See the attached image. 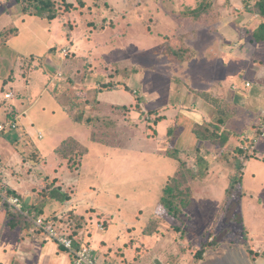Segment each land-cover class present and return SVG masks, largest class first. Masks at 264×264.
I'll return each mask as SVG.
<instances>
[{
  "label": "rangeland",
  "instance_id": "374dc122",
  "mask_svg": "<svg viewBox=\"0 0 264 264\" xmlns=\"http://www.w3.org/2000/svg\"><path fill=\"white\" fill-rule=\"evenodd\" d=\"M55 1L62 14L54 20H48L24 12L25 6L16 0H0V30L12 23L15 26L10 27L17 26L20 29V35L9 43L6 42V37L0 35V109L7 108L11 114L14 110L18 112V129L7 131L0 137L13 143V151L20 145L15 144L14 140L26 135L35 148L43 153L52 151L71 135L77 136L89 148L82 176L77 179L78 185L75 187L78 190L76 197L84 201L87 207L81 208L77 216L74 213L69 215L77 234L80 235L83 230V236L92 233L99 235L101 239L109 238L114 252H118L119 259L125 264H130V261L133 264L179 262L177 258L183 253L194 255L191 244L193 240L200 241L196 253L202 252L220 237H228L234 243L261 242L262 239L258 240L256 235L250 236L246 219L250 227L263 229L264 112L257 111V115L250 107V92L261 88L255 84L258 80L253 72L259 63L253 61L247 68L249 49L244 43H239L240 50L236 54L230 50L234 44L230 41L227 43L229 51L224 55L212 56L214 58L208 63L209 68L218 63V71L215 70L214 75L222 78L227 74L229 64L233 66L231 69H236V64H231L235 62L240 65V70L233 81L234 85H243L247 80L254 85L243 96L244 99L248 98L249 106L245 117H240L241 108L237 103L239 100L233 101L230 98L229 89L233 84L230 78L223 81L226 84L223 101L227 100V103L219 104L216 100L208 104L213 118L217 116L218 107L230 104L226 110L233 114L236 111L237 117L229 118L225 125L226 130L235 133L227 147L220 148L199 142L191 134L180 137L173 133L171 147L185 151L180 154L188 186L184 190L191 199L190 206L193 201L196 204L192 209L193 214L184 212L175 219L159 210L157 204L162 195V181L167 174L174 172L176 162L149 153L154 143L149 138L155 132L151 125L154 123L151 114L156 109L145 104L146 97L142 96V92L149 97L158 96L155 92L151 93L155 83L165 81V68L162 72L159 66L163 62L156 66L152 57H163L167 45L179 47L182 35L190 34L196 27L192 20L183 16L184 11L199 7L203 0ZM240 1L245 4L242 10L233 9L232 0H208L212 7L202 24V31L211 28V35L214 33L216 36L210 38L209 32L202 33L204 42L200 44V48L214 44V39L220 41L225 33L219 30L220 26L218 29L211 26L210 21L214 18L222 15L224 22L233 16L234 22L243 20L244 12L251 10L248 7H253V4L246 0ZM254 20V24L250 25L247 21L248 25L245 27H234L232 24V28H236L235 33L245 35L247 40L259 27L262 18ZM224 27L225 25L222 29ZM232 28L227 25V29ZM150 35L155 38L151 43ZM199 42L194 44L198 47ZM51 46L55 48L50 53L48 50ZM84 46H87V50ZM64 47H70L67 56L61 54ZM18 55L26 57L27 61L31 56L37 58L30 66L24 65L23 60L17 58ZM17 62L21 63L20 72L15 69ZM180 69L177 65L169 64L166 67V82L171 84L176 77L183 75ZM16 72L21 79L20 85L25 97L20 89L15 90L5 83L13 81ZM85 73H89L91 78L86 79ZM190 73L199 80L208 78V69L205 66L199 65ZM30 80L34 81L35 90L40 89L38 92H41L34 100L28 94ZM68 80L73 83L76 81L72 90ZM170 84H165L164 87L168 88ZM9 88L16 91L15 100L1 97V92H8ZM118 89L130 92L136 98L137 106H132L133 109L110 107L112 109L104 113L98 108L96 92ZM66 99L67 105L73 110L70 117L75 120L83 118V122L68 118L69 111L66 112L63 105ZM182 111L183 114L189 112L188 108ZM4 113H0V121L1 117H5ZM113 115L118 118L114 120ZM88 118L92 123L87 125L85 121ZM239 119H244V122ZM83 124L91 130L90 138ZM102 131H106V134L110 133L107 131L117 133L116 138L110 137L111 142L119 148L131 147L130 154L120 155L117 147L108 148L105 144L95 142L96 136ZM40 135L42 139H39ZM159 142L160 154L165 156L170 151H176L174 148L167 149L169 145L166 140ZM23 147L21 144L19 151ZM8 152L10 151H5L4 155L9 160L11 156ZM234 178L237 182L231 184ZM45 183L48 188L51 187L49 182ZM71 192L72 187L67 194ZM59 194L64 195L61 191ZM181 205L182 203H178V207ZM189 209L187 207L186 210ZM98 210L105 211V214ZM110 212L113 216L106 215ZM244 213L246 219L243 218ZM97 225L107 228L100 232ZM149 229H153V237L147 233ZM259 235H264V232Z\"/></svg>",
  "mask_w": 264,
  "mask_h": 264
},
{
  "label": "crops",
  "instance_id": "0c3cea01",
  "mask_svg": "<svg viewBox=\"0 0 264 264\" xmlns=\"http://www.w3.org/2000/svg\"><path fill=\"white\" fill-rule=\"evenodd\" d=\"M254 1L256 2V0H250L248 3L254 5ZM232 4H234L233 9L236 8L238 10H242V8L245 6V4H242L240 0H232ZM195 8L189 10H194ZM227 10L228 9H226V11ZM206 15L207 14L202 15L198 19H190L196 27L191 31L190 34L185 33L180 38V41L183 42L185 49H187L189 52V57L183 63H173L167 58V56H165V54L163 55V57H152V60L156 61V66L157 64L163 62V65L159 66L161 67L162 72L165 68V81L163 80V82L155 83V86L151 93L153 94L155 92L158 96L149 97L147 96V94H144L142 92V96L144 95V97H146L145 104L154 106L153 108L156 109L155 112L151 114V119H153L154 121V123H151V125L153 126L155 132L153 133V137L149 138V140H152L154 142L153 147L149 150V153H152L155 157L157 156L162 158H170L168 156L160 154L159 141L164 142L165 140L169 145L167 149L174 148L179 152V154H184L185 151H182L179 148L171 147V143L174 139V134L177 133V135L180 137H182V135L183 137L190 136L188 134H191V136H195L193 132V128L195 127V125H202L213 120L211 112L208 109V104L216 100L219 101V104H225V102L227 101H223V97L226 94V84L224 85L223 81H225V78H230L231 82H233L238 71L240 70V65L230 61L231 64H236V69H231V67L233 66L229 64L227 74H225L222 78H218L216 77V74L214 75L215 70L218 71V63L215 64L213 68H209L208 63L214 58L212 56L217 54L224 55V53L229 51L227 49V43H229L230 41H233L234 43L232 44V47H230L232 53H238V51L240 50L239 43H244V46L249 49V55H247V68H249L253 61L259 63L256 68L254 67V71L253 69L252 71L254 72V75L258 80L256 81V83L254 80V83L261 86V88H258L256 91L250 92V96L248 98L251 99V109L253 108L254 112L257 113V115H259V112L257 111H260L262 113L264 112V42L251 43V37L246 40L247 37H245V35L242 36V34L239 32L235 33L236 28H232V24L234 25V27L235 25L237 27H245L248 25L247 21L250 25L254 24L256 20L253 21V19L259 18L260 16L256 13H252L249 10H246V12H244L245 17L243 18V20L239 19V21L237 20L234 22V16L230 17V19H227L226 22L221 19L222 15L219 18H214L210 21L211 26L216 27L217 29L219 28L218 26H220L221 28H219V30L225 33L223 34V37L220 41L214 39V44H211L205 48H200V44L204 42V40L202 39V33L206 34L207 32H209L210 38L216 36L214 35V33L213 35H211V28H205L203 30L205 32L202 31V24L205 23V19L208 17ZM14 24L15 23H12L11 25L4 27L0 30V32L10 26H15ZM224 25L225 27L222 29ZM227 25H230L232 29H227ZM16 28L18 29L17 36H19L20 29L17 26ZM150 37L151 38L149 39V41L151 43L155 38L153 35H150ZM200 38L202 42L200 41ZM12 39H10L7 43H9ZM223 39H225L224 42ZM67 41L68 43L70 42L69 40ZM197 41H200L198 47L196 46V44H194L197 43ZM53 48H55V46H51L48 51L50 52ZM84 49L87 50V46H84ZM149 49H146V51H149ZM18 59H20V57ZM169 64L171 66L177 65L181 68L180 70L183 71V75H180L181 78L176 77L175 81L173 82L176 83V85L173 83L170 84V82H166V67H168ZM19 65H21V63L17 62V67H15L17 72H20ZM199 65L205 66L208 69V78L206 80H199L198 78L196 79L191 76L190 72ZM17 72L13 81H5V83L6 85H11V87H13L14 89H20L23 93L24 90L23 88H21V79H19V75L17 74ZM35 72L37 71L35 70ZM29 83V86H27L28 94L30 93V99L34 100L36 99V96L38 95V91L40 89L38 91L35 90L36 88L34 81L30 80ZM248 83L250 84V87H247ZM165 84H170L171 86H168L167 88L164 87ZM234 84L235 82L231 84L229 95L231 100H239L237 103L239 104L238 107L241 108L239 112L241 114L240 117H245V111L249 106H247L248 98L244 99L243 96H245L249 90L253 89L254 85L248 80L240 86ZM15 90L11 89L8 92H4L6 93V95L13 92L14 98L6 99V95L4 96V93L2 92L1 97H4V99L6 100H15ZM25 95V93L22 94V96L24 97ZM97 100L99 101V106H101V109L104 111V113L106 110L112 109L110 107H127L129 109H133L132 106L136 105V98L127 90L120 89L99 92L97 95ZM12 107L15 108V106ZM187 108L189 112L183 114L182 109ZM0 113L5 114V117H1L2 121H0V123L6 122L11 119L16 120L18 118V112L16 110H14L11 114V111L7 110V108L0 109ZM67 116L72 121H75L72 117H70L69 114ZM112 117L114 118V120L118 118L115 115H113ZM239 121L244 122V119H239ZM83 125L87 128L86 134L90 138L91 130L87 125ZM226 128L227 127H225V129ZM228 131L231 133L232 137L235 135V133H233L231 130L228 129ZM5 133L6 132H2L0 133V135H3ZM244 133L249 134L247 132ZM42 138H40L39 136V139ZM68 138L77 140L81 145L88 149V153L83 157L81 166L78 170L75 171L69 169L65 162H62L60 159H58L56 155V149L62 144L63 141ZM14 143L20 145L23 144V149L19 151V145L18 148H15L16 151L11 150L13 143H9L7 140L0 137V180L5 186L8 187L12 194L17 195L22 199L27 209H30V206L35 204V202L39 198L40 194H38V192L41 191L43 187H47L45 182H49L48 184H50L51 186L49 187V191L53 192L57 187L60 188L61 192L67 194L69 188L72 187L73 192L69 194L70 199L65 201L64 203H62L59 198L53 199L50 196L47 197V200L45 201L46 206L44 208V213L42 214L43 216L54 218L60 216L61 214H64L63 216L66 217V215H72L73 213L77 216V214H80L79 211L81 208L87 207L84 201H81V199H78L76 197L78 190L77 188H75L76 185H78V178L82 176V171L85 164L84 162L90 152L89 148L81 141V139L73 135L68 136L67 138L62 140L57 147H54L52 151L44 153L43 151L39 150V148H35L33 142L27 135L16 138L14 140ZM130 149L131 147H129V149L126 147H117V152H119L118 150H120V155L130 154ZM8 150L10 151L8 152V155L11 156L9 160L4 155V152ZM170 159L176 162V167L174 172L166 175V177L162 181V188L169 181V179H171L176 174L178 169V162L172 158ZM193 202V205L189 207L190 209L188 208L189 210H185L186 213L189 212L193 214L192 209L196 207L195 201ZM99 212L103 215L105 214V211ZM9 214L10 210L8 209V206L0 202V264H73L71 256L66 251L60 248L55 242L46 240L42 234L33 233V227L11 228L9 226L8 220ZM106 215L112 214L110 212ZM243 218L246 219L245 213L243 215ZM246 224L247 228L250 231V236L254 237V235H256L258 240L262 239L261 242L241 243L238 241V243H234L233 241L228 240V237H223V239L220 237L218 238V240L214 241L212 245H208L206 248H204L201 253H196V248L200 247V241L193 240L191 244L194 247V255L189 252V254L183 253L182 255H180V257L177 258L179 262L175 261L174 263L168 264H264V235H259L260 233L264 232V222L262 223L263 229L261 230L255 228V226L250 227L247 219ZM106 228L104 230H100L99 228L98 229L100 230V232H104ZM82 234H84L83 230H81L80 232V239H82V242L84 244L87 243L88 245V242H90V246L101 256L103 260L112 262L114 264L123 263L122 260L118 257V252H114L113 246L111 245V240L109 238L104 237L103 239H101L99 235H94L92 233L89 234V236H83ZM41 237L43 239H41ZM114 238L115 236L112 239ZM248 245L250 246L248 247ZM130 264L133 263L130 261Z\"/></svg>",
  "mask_w": 264,
  "mask_h": 264
},
{
  "label": "trees",
  "instance_id": "16d2710c",
  "mask_svg": "<svg viewBox=\"0 0 264 264\" xmlns=\"http://www.w3.org/2000/svg\"><path fill=\"white\" fill-rule=\"evenodd\" d=\"M16 1L18 3L23 4L25 6L23 8L24 12L29 13L32 16H41L43 18H47L48 20H54L58 18L60 14H62V12L57 7V3L55 0H16ZM249 1L250 0H246V2H249ZM210 2H208V0H203L200 6L196 7L194 10L184 11L183 16L189 19L200 18L202 15L207 14L208 11L211 9L212 2L211 3ZM67 6H70V5L67 4ZM31 9L32 11H30ZM249 11L252 13L258 14L262 18V21L259 27L251 35L252 37H251L250 42L251 43H262L264 42V0H256L253 7H251V10ZM0 35L3 37H6L5 40L6 42H8L10 39L18 35V29L16 27H8V28H5L2 32H0ZM178 45L179 47L177 48L172 47V45H167L166 50L164 52L165 56H167V58L173 63L184 62L189 57V52L187 49H185L183 42L180 41ZM20 59L23 60L22 63L24 65L29 64L30 66H32L35 60V57H30L29 61L26 60L27 59L26 57H20ZM84 76L86 77V79L91 78L89 73H85ZM68 82H71L70 85L69 83L68 85L70 89L72 90L74 88L73 86L76 83V81L74 80V83H73L72 81L68 80ZM99 92L101 91H97L96 94L98 95ZM97 95L95 97V100L97 103H99V101L97 100ZM67 102H68L67 99L65 100V102H63L64 109L66 112L68 110L69 113L68 112L67 113L71 116V114L73 113V110L69 108V106L67 105ZM71 106H73L72 102H71ZM227 107L228 105L223 106V107H218L217 116L214 117L212 121L206 122L202 125H195V127L193 128L194 130L193 132L199 142L210 143L220 148L227 147L232 136H231V133L228 131V129L227 130L225 129L226 127L225 125H226L227 120L229 118H232L236 114V111L234 112L235 114L231 113L230 110L227 111L226 110ZM98 108L101 109V106H99ZM119 108H125V107H119ZM73 119L75 120V118ZM82 119L80 118V120H75V121L83 122ZM97 120L100 121L99 118H97ZM91 121L92 120L88 118L85 122L88 125ZM107 132H110V133L106 134V131H102L99 135H97L95 142L105 144L109 147H118V145H116L113 141L111 142V138L112 137L116 138L117 133H115L114 131H107ZM87 153H88V149L85 148L83 145H81L77 140L73 138L66 139L56 149L57 158L60 159L62 162H65L67 167H69V169H71L72 171L79 169V167L82 164L83 157ZM165 156H168L176 160L178 162V169H177L176 174L171 179H169V181L163 186L162 195L158 202L157 208L163 211V213L168 215L169 217L177 219L179 216H181V213H184L187 207L189 208V206L191 205L190 204L191 199L186 193V191L184 190L185 187H188L187 181H186V172H184L183 164L181 162V156L177 150L170 151L169 153L165 154ZM75 160H77L78 162L76 163ZM236 182H237L236 178H234L231 184H234ZM60 191H61L60 189H56L52 192V191H49L48 187L46 188L43 187V189L38 192V194H40L39 198L37 199L35 204L30 206L29 210L38 216L39 215L43 216L42 214L44 213V208L46 206L45 201L47 200V197L50 196L53 199L59 198L60 201L62 202H65L70 199L69 194H64V195L59 194L58 195ZM182 197L183 198L185 197L184 200ZM178 203L180 204L182 203L180 207L182 206L183 207L182 208L178 207ZM54 219L57 220V217H54ZM8 220H9V226L11 228H16V227L30 228L32 227V223L27 221L22 215L17 214V213H12L11 211H10ZM62 222H63V225L70 226L72 228L74 232V236H77L79 239L78 245L84 244L82 242V239H80L79 233L77 234V231H75L74 229L75 227L73 226L71 217L68 215L66 220L64 221L62 220L59 223L62 224ZM147 233L150 236H152L154 234L153 229H149Z\"/></svg>",
  "mask_w": 264,
  "mask_h": 264
},
{
  "label": "built area",
  "instance_id": "2783aa9c",
  "mask_svg": "<svg viewBox=\"0 0 264 264\" xmlns=\"http://www.w3.org/2000/svg\"><path fill=\"white\" fill-rule=\"evenodd\" d=\"M70 47L63 48L61 54L68 55ZM250 87V84H247ZM14 98V93H8L6 99ZM18 125L16 120L11 119L0 123V133L16 131ZM40 138L42 136L40 135ZM0 202L7 205L12 213L22 215L27 221L32 223L33 233H40L46 240L55 242L60 248L66 251L72 258L73 264H114L107 262L88 244L78 245V237L70 226L60 224L66 220L64 216H58L57 220L41 215H36L26 208L22 199L10 192L7 186L0 180ZM60 224V225H59ZM100 230H104L103 225H98Z\"/></svg>",
  "mask_w": 264,
  "mask_h": 264
}]
</instances>
